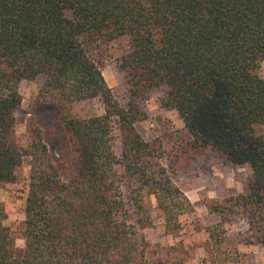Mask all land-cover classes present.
<instances>
[{
  "label": "trees",
  "instance_id": "obj_1",
  "mask_svg": "<svg viewBox=\"0 0 264 264\" xmlns=\"http://www.w3.org/2000/svg\"><path fill=\"white\" fill-rule=\"evenodd\" d=\"M130 39L120 59L130 99L119 103L92 56L99 44ZM264 0H0V186L32 160L25 249L16 255L0 200V264H135L146 257L154 198L168 231L194 207L175 178L209 151L249 165L241 194L208 199L222 224L243 220V243L264 250ZM47 76L60 111L72 171L52 159L41 135L15 141L20 85ZM164 90L186 133L168 150L136 129L138 99ZM99 100L104 114L81 119L75 103ZM188 136V141L186 137ZM211 239L214 235L207 230Z\"/></svg>",
  "mask_w": 264,
  "mask_h": 264
},
{
  "label": "rangeland",
  "instance_id": "obj_2",
  "mask_svg": "<svg viewBox=\"0 0 264 264\" xmlns=\"http://www.w3.org/2000/svg\"><path fill=\"white\" fill-rule=\"evenodd\" d=\"M130 48V39L121 37L99 43L91 50L107 85L122 105L129 102L130 94L119 63ZM258 74L264 78V62ZM47 79V76L42 75L21 83L23 101L16 112L15 141L25 151L33 138L41 135L52 159L66 165L71 173L74 155L61 124L59 108L43 95ZM163 99V89L153 90L138 99L142 119L136 124V129L145 141H162L171 150L183 143L187 133L178 113L165 108ZM73 113L86 119L104 114V107L99 100L80 102L73 105ZM258 131L264 133V125L258 127ZM31 172L32 160L25 155L22 165L16 170V180L0 186V200L8 215L6 225L15 239L18 257L22 256L25 249V206ZM250 175L249 165H225L216 154L209 151L197 153L189 163H184L174 181L192 203L194 212L180 218V230L170 232L155 199L150 198L148 203L153 226L143 231L146 257L135 264H264V250L242 242L247 231L246 222L240 220L234 224H222L220 216L210 213L205 206L208 199L241 194ZM209 229L214 235L213 239L207 232Z\"/></svg>",
  "mask_w": 264,
  "mask_h": 264
}]
</instances>
